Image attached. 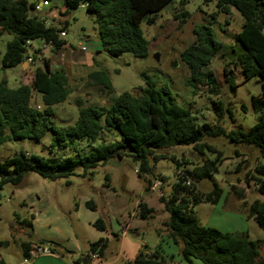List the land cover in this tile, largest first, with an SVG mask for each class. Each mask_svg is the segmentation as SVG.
Segmentation results:
<instances>
[{
  "label": "trees",
  "instance_id": "trees-1",
  "mask_svg": "<svg viewBox=\"0 0 264 264\" xmlns=\"http://www.w3.org/2000/svg\"><path fill=\"white\" fill-rule=\"evenodd\" d=\"M172 1L65 0V3L67 11L77 9L80 4L85 5L88 13L95 17L98 39L110 57L130 53L135 58L144 59L150 54V42L144 36L142 25H154L158 14ZM36 7L37 4L29 0H0V36H13L6 45L3 68H15L29 60L35 65L31 85L10 88L6 81L0 83V146L7 142L40 141L52 133V155L43 157L21 152L0 162V187L7 184L18 186L30 172L52 182L65 179L70 186L68 179L75 175L76 166L84 168L82 176L86 177L94 173H90L91 170L108 160L125 157L132 158L138 164V175L150 186V177L154 175L153 164L169 159L166 154H157L159 151L192 146L203 157L200 165L189 169L183 167L187 163L171 157L179 173L176 174L177 182L173 185L171 197L159 198L169 215L163 223L164 232L180 248V256L185 264H194L195 260L203 264H264V258L260 255V244H264V240L253 241L247 232L232 234L203 226L195 212L198 205H217L224 197V190L215 180V175L220 173L225 158L207 140L225 138L236 147L255 148L264 158V0H217L219 12L227 14L233 7L242 15L244 24L235 41L244 52L238 54L234 62L246 80L259 77L263 88L261 96L252 98L257 123L248 132H228L220 125L226 115L222 101L214 102L217 124H197L193 104L189 108L182 107L170 92L164 88L158 89L150 78L142 95L125 92L108 108L81 107L74 126H57L52 118L56 115V106L67 102L71 95L69 79L64 70L53 69L51 60L40 50L31 51V46L39 41L47 48L51 46V53L61 51L67 42L60 34L65 32L67 36V30L66 26L59 28L35 15ZM174 17L180 23H186L188 12ZM194 33V43L181 54L182 62L190 72L189 83L195 89L201 85L211 95L219 96L220 83L209 68L222 52L223 45L206 26L196 27ZM224 77L234 91L235 73L228 65L224 68ZM88 78L92 85L102 88L105 93L113 92L107 72L95 71ZM194 93L196 95V91ZM35 94L41 96V105L33 103ZM104 136L113 142L107 143ZM117 137H120V141L114 142ZM68 151L78 155V159L66 155ZM211 154L217 156L211 158ZM242 155L235 150V157ZM242 164L236 171L241 169ZM249 177L255 182L258 192L264 195V164L257 163ZM204 180L212 181V190L206 192L200 189L199 185ZM238 196L242 198L243 195L239 193ZM86 205L96 210L93 201H88ZM139 207L141 219L153 217L154 210L148 204L140 202ZM246 210L248 218H253L264 232V201L255 200ZM94 227L102 232L107 231L102 219H98ZM36 246L23 244L24 260L28 264H32V251ZM98 247L104 257L107 240L102 239L91 245L90 250L96 251ZM0 264H7L1 256ZM127 264H164V258L159 250L151 255L141 252Z\"/></svg>",
  "mask_w": 264,
  "mask_h": 264
},
{
  "label": "rangeland",
  "instance_id": "rangeland-1",
  "mask_svg": "<svg viewBox=\"0 0 264 264\" xmlns=\"http://www.w3.org/2000/svg\"><path fill=\"white\" fill-rule=\"evenodd\" d=\"M29 1L40 6L44 0ZM48 3V6H43L34 14L59 28L66 26L65 41L68 42V51L71 52V55L65 56L57 51L49 56L52 66L63 69L67 74L71 91L68 101L56 106V115L52 119L57 126H74L81 107L108 108L125 92L135 96L142 95V91L148 87V78L158 89L164 88L170 92L182 107L189 108V105L193 104V113L199 125L218 123L215 101L224 103L226 115L220 125L228 132H248L257 123L252 98L261 80L259 77L246 80L234 62L237 55L244 52L235 41L244 24L242 15L235 8L231 7L230 12L226 14L219 12L217 0H173L170 4L172 12L163 10L158 14L154 25H142L144 36L150 42V54L147 58L138 59L130 53L110 57L103 50L98 39L95 17L88 13L84 4H80L75 10L67 11L65 0H48ZM184 11L188 12L187 22L180 23L174 15ZM198 26L210 28L215 39L223 45L222 52L212 61L209 68L220 83L219 96L211 95L208 89L201 85L195 89L193 84L189 83V69L181 59V54L194 43V30ZM12 39L10 34L0 36V81L6 78L9 87L15 88L19 83L22 67L2 66L6 45ZM33 45L36 43L33 42ZM83 46L87 51H81ZM40 51L45 56L43 48ZM155 54L159 55V61L155 59ZM226 65L235 73L234 91L224 77ZM95 71L108 73L113 86L111 94L90 83L88 76ZM104 137L107 143L113 142L108 136ZM52 140L53 135L49 133L40 141L7 142L0 146V162L20 155L21 152L50 157ZM119 141L120 137L114 140ZM206 142L222 152L225 158L221 173L215 175V180L225 188L228 202L223 199L218 205H198L195 212L201 224L225 233L248 231L254 241H263L264 234L254 220L248 218L246 207L255 200L264 201V195L258 192L255 182L249 180V174L253 172L255 165L259 162L264 164V158H261L255 148L236 147L225 138L209 139ZM236 149L240 154L248 156L239 171L234 169L237 165V161L234 162ZM157 154H166L169 159L152 163L154 175L150 177V186L138 175V164L132 158L125 157L108 160L91 170L90 173H94L86 177L82 176L84 168L81 165L76 166L75 175L68 179L70 186L66 184L65 179L52 182L30 172L18 186L7 184L3 188L0 187V255L8 264H25L24 243H31L33 246L50 245L57 251L59 243L75 247L76 242H70L68 236L73 234L71 225L76 220L75 203L82 197L95 203L99 219L105 222L110 235V232L116 231L114 228H117L115 217L127 219L134 213V217L138 219L133 224L141 225L143 229L139 231L141 236H135L132 231L128 232L129 237L134 241H143L148 244L147 248L155 250L158 242L157 228L163 233V223L169 218L159 198L171 197L173 185L177 182L176 174L179 173L171 157L175 156L182 163H187L183 167L189 169L200 165L203 160L192 146L163 150ZM66 155L78 159L74 152L68 151ZM216 156L210 155L211 158ZM226 171L228 173H225ZM155 184L157 187L153 191L151 188ZM199 187L208 192L212 190L213 183L211 180H204ZM239 193H242V198H239ZM142 200L147 201L151 206L149 207L154 210L151 219L143 220L140 217L137 202H143ZM65 202L68 203L66 207ZM258 231L262 232L261 235ZM120 248L121 243L113 239L109 247L110 257L112 254L116 255ZM79 250L81 251V248ZM90 251L89 249L88 252ZM260 255L264 258L262 243ZM196 262L203 264L199 260Z\"/></svg>",
  "mask_w": 264,
  "mask_h": 264
},
{
  "label": "crops",
  "instance_id": "crops-1",
  "mask_svg": "<svg viewBox=\"0 0 264 264\" xmlns=\"http://www.w3.org/2000/svg\"><path fill=\"white\" fill-rule=\"evenodd\" d=\"M35 43L36 45H33L32 43L31 51L42 50L43 48L45 57L50 58L49 56L51 54V51L49 50V48H47V46H45L42 42L36 41ZM68 48H69V44L67 42V44L63 47L61 51H59V53L62 52L64 53L65 56L71 55V52L68 51ZM19 67H22V69L20 70V74H19L20 79H19V83L17 87H19L22 84L31 85L33 82L35 65L32 62L27 61L21 64ZM53 69H61V68L53 67ZM0 71L2 70L0 69ZM2 81H6L8 85V80L6 78L2 79L0 83ZM33 103L36 105H41L42 104L41 96L38 94H35L33 98ZM242 158L247 160L248 156L242 155L239 157H235L234 162L237 161V165L234 166L235 171L237 167L239 166V164L244 162V161L240 162ZM222 167L223 165L220 167V173H221ZM225 173H228V171H226ZM223 190H224V197L221 199V201L218 204H220L223 201V199H225V201L228 202L226 198L225 188H223ZM86 200H87L86 197H82L81 199H79V201L75 203L76 220L71 225L73 234H71V236H68L69 237L68 240L72 243L76 242L77 245H74L75 247H69L68 245H63L59 243L60 245H58L59 247L57 251L53 246H50V245L45 246L42 244L41 247L50 248L53 251L54 255L52 256H45V255L33 256L32 255V260H31L32 264H127L129 262L134 261L141 252L154 253L156 250H159L161 255L163 256L164 264H168V263L169 264H185L184 261L182 260V257L180 256V248L169 239V237L167 236L165 232L160 233L159 231L160 228H157L158 242H157L155 250L147 248L148 244H146L143 241L132 240L129 237L128 232L133 231L135 236L139 237L141 236V233H139V231L143 229L141 225L133 224L138 219L134 217V213H131L127 219L126 218L119 219L118 217H115L117 228H114L116 231L112 230V232H110L111 235L109 234L108 230L106 232L99 231L97 228L94 227V223L99 219V216L96 212L97 206H96L95 211L91 210L90 208L87 207L86 203L88 201ZM142 201L148 204V206H150V204L147 201H144V200ZM238 202L240 204V200ZM66 204L68 203L65 202V207H66ZM138 205H139V202H137V206ZM198 219L200 221L199 217ZM254 222L256 223L255 220ZM246 232L248 233L250 239L253 240L249 232L248 231ZM262 232L258 231L260 235ZM242 233H244V231ZM102 239L107 240L108 242V247L105 252L103 262L91 260L89 257L87 259V256H88L87 254L89 253L88 250L90 249L91 245L99 242ZM113 239L121 243V248L116 253V255H113L111 253L112 257H110L109 247L111 243L113 242ZM79 248H81V251L79 250ZM196 261L197 260L194 261V264H198V262ZM5 262L7 263L6 260ZM25 264H28V262L25 261Z\"/></svg>",
  "mask_w": 264,
  "mask_h": 264
},
{
  "label": "built area",
  "instance_id": "built-area-1",
  "mask_svg": "<svg viewBox=\"0 0 264 264\" xmlns=\"http://www.w3.org/2000/svg\"><path fill=\"white\" fill-rule=\"evenodd\" d=\"M48 5H49V3H48L47 1H43V3H42L40 6H37V7L35 8L34 12H37V11L41 10L43 6H48ZM60 37H61V38L66 37V33H65V32H62V33L60 34ZM48 48H51V46H49ZM81 51H82V52L87 51L86 47L83 46V47L81 48ZM29 62H31V60H29ZM241 161H244V159L242 158V160H240V162H241ZM156 187H157V184H155L154 186H152L151 189L154 191V190H156ZM145 254H146V255H151L152 253H151V252H145ZM32 255H33V256H38V255H39V256H40V255L52 256V255H54V253H53V251H52L50 248H48V247H41V246L38 247V246H36V247H34V249H33V251H32ZM88 257H89L91 260H95V261H99V262H103V258H104V257L100 254V247H98L96 251H90V252L88 253Z\"/></svg>",
  "mask_w": 264,
  "mask_h": 264
},
{
  "label": "water",
  "instance_id": "water-1",
  "mask_svg": "<svg viewBox=\"0 0 264 264\" xmlns=\"http://www.w3.org/2000/svg\"><path fill=\"white\" fill-rule=\"evenodd\" d=\"M164 9L165 10H169L170 12H172V7H171L170 4L166 5ZM155 59L157 61H159V55L158 54H155ZM262 91H263L262 85L258 84L257 87L255 88V96H257V97L261 96L262 95Z\"/></svg>",
  "mask_w": 264,
  "mask_h": 264
},
{
  "label": "clouds",
  "instance_id": "clouds-1",
  "mask_svg": "<svg viewBox=\"0 0 264 264\" xmlns=\"http://www.w3.org/2000/svg\"><path fill=\"white\" fill-rule=\"evenodd\" d=\"M34 13H36V12H34Z\"/></svg>",
  "mask_w": 264,
  "mask_h": 264
}]
</instances>
